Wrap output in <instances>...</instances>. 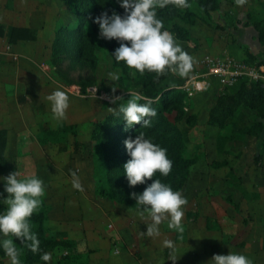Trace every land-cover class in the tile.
Listing matches in <instances>:
<instances>
[{"label":"rangeland","instance_id":"obj_1","mask_svg":"<svg viewBox=\"0 0 264 264\" xmlns=\"http://www.w3.org/2000/svg\"><path fill=\"white\" fill-rule=\"evenodd\" d=\"M11 1L0 0L4 30L7 22L3 12L12 8ZM16 1L22 8L34 7L35 15L49 25L51 22L54 30L60 24H74L64 0ZM217 1V8L208 12L194 0H187L189 7L175 5L179 16L163 29L194 58L187 76L169 71L156 80L157 87L168 85L173 92L184 93L179 113L170 108L162 114L169 125L166 135L174 131L181 135V157L191 161L178 188L188 200L183 234L169 229L164 221L159 237L145 236L144 253L148 250V256L169 257L168 264H209V257L229 252L245 255L253 264H264V155L256 158L262 153L264 126L258 136L219 140L220 136L239 133L251 121L243 110L224 127L209 124L216 97L235 83L223 84L208 73L210 63L230 58L256 68L259 75L249 79L264 82V66L258 64L264 59V44L254 27L264 18V0H247L243 6H237L235 0ZM185 12L192 13L193 20L186 18ZM177 28H183L186 35L179 34ZM52 38L11 46L0 37V129L5 130L0 178L18 171L21 179L34 174L43 180L45 195L36 213L43 215L47 235L73 243L53 249L49 264H116L120 259L119 264H128L125 257L138 262L131 231L142 227L146 233L151 220L146 213L143 218L138 215L136 201L129 205L112 196L111 184L106 182L112 178L104 176L107 167L98 159L101 151L96 125L119 110V103L126 104L130 94L140 95L141 87L134 83L133 69L114 63L106 47L98 46L94 59H84L72 67L68 59L59 60L53 52ZM110 72L118 73L120 79L110 81ZM194 81L204 82L200 90L191 89ZM57 89L69 96L63 120L54 118L46 99ZM21 95L26 102L17 103ZM112 95L124 100L110 103L107 97ZM60 123L74 130L53 135L51 129ZM40 136L48 138L47 142L40 143ZM72 171L77 172L82 190L72 186ZM5 183L0 179V213L7 207L3 203L8 196ZM4 239L11 238L0 233V242ZM165 239L174 242V250L163 246ZM0 252L4 253L2 244ZM0 264H11L6 254L0 255Z\"/></svg>","mask_w":264,"mask_h":264},{"label":"clouds","instance_id":"obj_2","mask_svg":"<svg viewBox=\"0 0 264 264\" xmlns=\"http://www.w3.org/2000/svg\"><path fill=\"white\" fill-rule=\"evenodd\" d=\"M124 14L120 15L115 10L109 15L107 11L101 12L94 20L99 25V36L106 40H117V47L112 54L115 60L124 62L125 66L143 75L146 71L155 73L157 79L161 75L171 71L181 77L187 76L193 68L194 58L185 52L176 43L172 33L164 28L163 21L157 18L156 8H164L168 4L179 7H189L187 0H117ZM237 6H243L247 0H235ZM110 81H118L120 75L110 72ZM113 94L116 88H112ZM130 99L125 103H119V112L123 114L127 127L134 124L151 126L150 117H155L157 112L150 107L151 101L138 103L139 94H130ZM110 103L123 101V96L112 95L107 97ZM51 105V112L55 119L63 120L69 108V96L62 90H54L46 97ZM111 110V109H110ZM124 144L130 159L124 163L123 170L130 187L145 184L151 180L157 172L167 177L172 169V161L167 157V150L146 139L143 133L135 138L129 136ZM72 186L82 190L77 172L72 171ZM18 171L9 173L0 178L5 183V192L8 194L3 203L7 206L0 213V233L3 236H14L36 253L39 251V239L32 231L30 218L42 206V197L45 195L43 180L36 175L19 178ZM3 196V193H0ZM138 207V215L143 218L145 213L151 223L147 224V232L141 233L150 238L160 236V225L167 221V227L183 234L182 219L184 208L188 204L182 191H174L169 185L159 179H155L142 193H131ZM2 247L9 257L11 264H20L19 255L12 239H4ZM163 246L175 249L174 242L170 239L163 241ZM41 259L45 262L51 259L50 253H43ZM211 264H253V261L245 255L229 252L228 254H214L209 261Z\"/></svg>","mask_w":264,"mask_h":264},{"label":"trees","instance_id":"obj_3","mask_svg":"<svg viewBox=\"0 0 264 264\" xmlns=\"http://www.w3.org/2000/svg\"><path fill=\"white\" fill-rule=\"evenodd\" d=\"M204 11L208 12L214 10L218 6L217 0H194ZM70 6L73 13L74 24L63 25L60 24L54 30L51 41V48L57 55L59 60L68 59L70 65L74 67L75 64L83 62L84 59L91 61L94 59L93 52L98 46L106 47L110 56H112L114 63L119 64L124 69L128 68L124 62H117L112 55L119 42L115 39L106 40L98 39L99 25L94 23V20L101 12L107 11L111 15L115 10L118 14L123 15L124 9L120 7L117 0H64ZM179 10L174 4H168L164 8H156L157 18L163 21L164 28L174 18L179 16ZM184 16L188 19L193 18V14L185 12ZM193 20V19H192ZM191 20V21H192ZM91 26V29L88 26ZM258 31V40L264 44V18L260 22L254 24ZM163 28V29H164ZM162 29V30H163ZM174 29V28H173ZM177 31L186 35L183 28H177ZM5 33L4 26L0 25V37ZM36 34L34 30L28 27L13 26L10 30L8 42L15 44L18 40H35ZM98 40V42H97ZM259 65L264 66V59ZM133 71H135L133 69ZM136 86H140V95L146 99H141L138 103H146L148 99L151 101L150 107L156 110L157 115L150 117L151 126L144 127L142 124H134L127 127L126 121L123 119V114L119 110L108 114L96 126L98 127L97 136L100 137L98 141L99 153L98 159L107 167L104 174L107 178L111 176L112 196L125 204L132 205L135 199L131 197V193H142L143 190L150 185L155 179L161 180L162 183L169 185L174 191H177L184 183L185 173L189 167L190 159L181 157L184 149V143L179 133L166 135L169 125L166 123L162 114L163 110L176 109L177 113L181 111V99L184 93L181 91H172L170 86L157 87V76L155 73L145 72L141 75L136 72L134 77ZM70 84H74L71 82ZM80 85V84H78ZM71 86V85H70ZM82 88V86H81ZM158 97L157 101L153 98ZM26 102V98L19 103ZM246 111V116H249L250 124L240 129L239 133L231 134L229 137L220 136L219 140H229L240 138L243 135L258 136L264 126V82L261 79H249L248 77L239 78L230 90L219 94L213 106L209 111V124L224 127L227 120L235 118V114ZM74 130L71 125H62L60 123L54 130L50 131L53 135L58 134L62 130ZM175 130V129H173ZM140 133L144 134L146 139L151 140L154 144L167 150V157L172 161V169L167 177L162 176L159 172L151 179L147 180L145 184H140L135 187H130L126 175L123 170V165L130 157L127 154V149L124 141L131 136L135 138ZM4 129H0V162L4 160L3 147L5 141L3 135ZM228 138V139H227ZM43 143L45 139L40 136L38 138ZM44 140V141H43ZM262 153L256 156L257 159L264 155V144L262 145ZM97 156V154H96ZM95 158V157H94ZM113 185V186H112ZM44 217L40 213H34L30 218L29 223L32 226V231L37 234L39 239V251L33 253L28 247L27 243H22L16 237L10 238L14 241L15 247L20 253V264H33L40 261L41 264H49L41 259L43 253H50L57 246H71V240H60L54 236L47 235L46 229L43 226ZM35 223V225H34ZM0 255H5V252H0Z\"/></svg>","mask_w":264,"mask_h":264},{"label":"crops","instance_id":"obj_4","mask_svg":"<svg viewBox=\"0 0 264 264\" xmlns=\"http://www.w3.org/2000/svg\"><path fill=\"white\" fill-rule=\"evenodd\" d=\"M11 2H13L12 4V8H8L6 9L5 12H3L4 17H5V24L7 22V24L5 25V33H4V39L8 42V37L10 34V30L13 26H21V27H28L31 30L35 31L36 34V39H42L41 43H44L43 41L45 40V38H51L53 37L54 34V25H50L47 24L46 20H43L39 18L38 15H35V10L34 7L30 8V7H25L22 8L21 5L15 0H12ZM43 18V17H42ZM31 41L34 40H18L15 44H11L9 43L11 46H18V44H24V43H29ZM24 96H19L16 98L17 103H19V101L21 102L23 100ZM137 231V232H136ZM141 233H143V228L139 227L136 228L135 231L132 228L131 234L133 235V244H134V250L137 253V258H138V262H136L135 258L133 257H125L128 264H168V261L170 262L169 257H161L159 258V256H156V254H153L154 257L148 256L149 251L147 250V252L144 253L147 244H146V235H142ZM158 243H160L159 241H157ZM141 255V259H139ZM210 256V255H209ZM166 259V262L164 261ZM208 260H211V258L209 257ZM109 261V259H108ZM120 262H122V260H118L115 261L116 264H119ZM189 264V263H188ZM190 264H194L193 262ZM204 264V263H203ZM208 264V263H207ZM209 264H211V262H209Z\"/></svg>","mask_w":264,"mask_h":264},{"label":"built area","instance_id":"obj_5","mask_svg":"<svg viewBox=\"0 0 264 264\" xmlns=\"http://www.w3.org/2000/svg\"><path fill=\"white\" fill-rule=\"evenodd\" d=\"M208 73L215 75L220 82L226 85H232L239 78L243 77H257L258 72L254 67H247L241 61H234V59L225 58L217 60L209 64ZM261 76V75H260ZM202 81L192 82V90H200L202 88ZM188 88V87H186ZM190 92V90L188 91Z\"/></svg>","mask_w":264,"mask_h":264}]
</instances>
